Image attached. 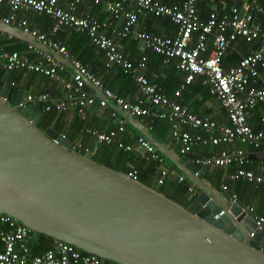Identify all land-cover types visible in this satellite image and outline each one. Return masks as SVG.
Instances as JSON below:
<instances>
[{
    "label": "built area",
    "instance_id": "1",
    "mask_svg": "<svg viewBox=\"0 0 264 264\" xmlns=\"http://www.w3.org/2000/svg\"><path fill=\"white\" fill-rule=\"evenodd\" d=\"M79 1L0 0V4L9 10L2 21L33 36L73 67L68 77H64L60 72L67 67L33 44L26 43L23 53L8 51L0 45V70L37 72L53 79L61 88L62 95L55 100L50 99L46 92L35 98L27 94L26 100L40 102V112L62 113L74 107L77 116L85 120L87 107L96 97L92 90L87 89L90 87L86 81H89L101 90L98 107H106L110 101L133 117L142 119L147 130L155 120L166 122L170 137L177 143L179 155L190 152L196 145L214 146L235 141L253 149L264 147V128L253 130L247 123L248 113L258 105L263 104L264 113V0H203L206 7L204 16L200 14L197 0L175 3L163 0H92L104 10L106 18L103 21L92 15L76 14L73 7ZM29 11L50 18L48 33L31 28L27 19L19 15ZM146 14L167 17L174 25L173 33L159 35L139 29L136 24L138 17ZM60 27H73L85 33L90 43L102 52L105 67L116 66L128 75L138 96L124 97L103 85L100 78L53 37ZM106 28H109V34ZM124 37L134 41L139 51L133 60L123 55L115 41V38ZM237 39L254 45L235 62L224 63ZM147 50L155 53L162 65L172 63L174 69L182 74V80L170 95L164 91L157 75L149 78L142 71L147 61ZM199 77L201 83L207 85L208 94L223 109L226 124L217 123L207 115L195 114L176 100L181 90ZM110 115L115 116L113 108H110ZM260 121H264V115ZM124 122L123 118H118L116 127L108 131L95 128H85V131L99 144H115L129 151L134 148L133 143L118 139L124 132ZM61 136L64 137L62 133ZM134 143L140 148V156L158 169L155 183L161 185L170 174L163 166L164 158L143 135L138 133ZM79 146V143L71 145L74 150ZM193 162L200 166L233 165L229 179L264 185V152L254 169L249 167L250 155L241 148L195 156ZM124 174L131 179L137 178L133 168ZM174 178L176 182H183L185 177L178 175ZM221 189L225 190L226 186L221 185ZM186 190L193 194L195 187L188 182ZM230 198L235 201L236 195L231 194ZM246 209L253 211L252 206H246ZM251 216L256 227L264 223L262 216ZM32 243L28 228L0 212V264H104L98 256L80 251L67 242L52 239L48 247L35 253L30 250Z\"/></svg>",
    "mask_w": 264,
    "mask_h": 264
},
{
    "label": "water",
    "instance_id": "2",
    "mask_svg": "<svg viewBox=\"0 0 264 264\" xmlns=\"http://www.w3.org/2000/svg\"><path fill=\"white\" fill-rule=\"evenodd\" d=\"M0 32L64 57L0 20ZM86 84L96 97L101 90ZM0 89V212L35 233L72 244L114 264H264V223L203 180L204 167L181 162L178 150L158 142L142 123L107 101L198 190L183 207L138 179L79 154L51 128L37 127L41 105L27 91ZM221 211V213H219Z\"/></svg>",
    "mask_w": 264,
    "mask_h": 264
},
{
    "label": "crops",
    "instance_id": "3",
    "mask_svg": "<svg viewBox=\"0 0 264 264\" xmlns=\"http://www.w3.org/2000/svg\"><path fill=\"white\" fill-rule=\"evenodd\" d=\"M179 1L180 0H177L175 2ZM198 8L201 16H204L206 7L203 0L198 1ZM73 9L78 15H92L99 21H103L106 18L104 10L101 8V6L92 3V0H80L74 5ZM8 12V8L4 4H0V20L4 18ZM19 15L24 16L27 19L28 25L31 28L36 29L39 32H49L51 20L46 15L37 14L32 11L20 13ZM137 27L147 28L149 30L151 29L154 33L160 35L172 34L174 31V25L169 22L159 21L158 23L151 25L147 18H141L138 20ZM68 29H72L73 31ZM108 30L109 28H106L107 34H109ZM53 37L68 50H73L74 52H71L73 56H77L81 61H83L86 67L90 71L92 70V73L101 79L103 85L111 84L114 90L124 97L138 96L135 85L133 87L125 83V81L117 80L118 78L114 69L109 71L108 69L103 68L101 64L104 62V59L100 53V50L90 43L85 33L80 32L73 27H60ZM115 41L127 59L133 60L138 57L137 55H139V51L136 50L135 45H130L128 41H123L122 38H115ZM9 44L20 46L17 41L11 40L8 34L6 35L4 32H0V45ZM208 44L210 46V40H208ZM237 45L235 44V47ZM237 49L239 50V47H237ZM145 55L147 57V61L145 68L142 71L149 78L157 75L160 82L162 80L163 84H161L164 91L170 95L173 89L178 86L182 80V74L174 69L172 63L163 65L164 69H161V71L158 70L157 72L155 64L160 62H158V57L153 54H150V56L147 54ZM77 57L75 58L77 59ZM224 63H231V61L227 60V57H225ZM158 68L160 67L158 66ZM172 69L175 70V75L168 74V70ZM69 71L70 69L67 67L62 72H60V74L64 77H68ZM5 83H9L12 87L10 96V99L12 98V100L15 98L17 91L20 90H26L27 94L31 95L33 98H35L38 94L45 92L48 94L49 98L53 100L58 99L62 95L61 88L53 79H50L47 76H43L39 73H31L26 71L7 73V81H5ZM183 99L185 102L181 103ZM176 100L195 114L207 115L214 119L217 123H227L223 109L215 101V99L208 94L207 85L201 83L200 77L195 78L191 83H189V85L182 89L180 96L177 97ZM110 108L111 107L106 106L89 110L87 107L86 119L81 120L77 116L75 108L70 107L67 112L52 113V119L48 121L47 126L44 128L49 127L58 133H62L64 137L71 142V144L79 143L80 146L77 148L78 150L84 151L86 149V152H89L92 156H98V158L103 159L109 166L118 170L119 172L124 173L128 169H135L138 180L140 179L143 183L154 187L156 185L155 180L159 176V171L140 156V148H138L134 143V138L138 132L133 127H130L126 121L124 122V132L119 134L118 139L122 140L123 142L126 141L133 143L134 148L129 151H124L121 148L116 147L115 144L110 145L108 150L101 151V146L96 141V139L86 133L85 128H95L99 131H108L109 129L116 127L118 118L122 117L116 111L115 116H111ZM262 115H264L263 104L258 105L253 111L248 113L247 123L253 130L264 128V121H260V117ZM134 118L138 119L143 125L142 119L138 117ZM157 130L158 129L155 128L154 131L158 133ZM163 137H165V144H168L173 150L177 149L176 141H174L169 135V128L168 133H165V135L163 134ZM232 148H241L247 152L250 155L249 167L253 169L259 165L261 155L264 152L263 146L253 149L249 145L239 143L237 141L232 144H217L214 146L196 145L188 154L186 153L184 155H180V161L190 162L198 168L204 167L205 172L203 174V180L206 181L211 187L217 189L221 199L230 200L231 194H234L236 195L235 202L242 209L248 212L246 206H252L253 211L248 213L250 215H260L264 218V185H255L254 183L245 182L243 180L229 179L228 175L233 171V165L200 166L193 162V158L195 156L213 155L222 149L230 150ZM169 164L170 163L168 161L164 162L163 160V166L167 168L170 173L165 177L164 182L173 181L171 176L173 168L171 169ZM221 185H225L226 189L222 190ZM197 192L198 190L195 188L193 194H197Z\"/></svg>",
    "mask_w": 264,
    "mask_h": 264
},
{
    "label": "trees",
    "instance_id": "4",
    "mask_svg": "<svg viewBox=\"0 0 264 264\" xmlns=\"http://www.w3.org/2000/svg\"><path fill=\"white\" fill-rule=\"evenodd\" d=\"M177 0H163V2L165 3H173ZM198 1L197 0V6H198ZM141 18L143 19H148V21L151 23V25H154L155 23H158L159 21H166V22H169V19L167 17H160V16H154L152 14H146V15H141L138 17V20H140ZM137 20V22H138ZM168 20V21H167ZM137 24V23H136ZM172 24V23H171ZM139 29H142L146 32H149V33H152V34H156L154 33L151 29H147V28H139ZM70 31H73L72 29H68ZM67 30V31H68ZM4 34L7 35V33L4 32ZM160 35V34H159ZM168 35H171V34H168ZM9 38L13 41H17L18 44H20V46H17V45H3L4 48L8 51H11V50H16L18 51L19 53H23L25 50V46H26V43L13 37V36H10L9 35ZM86 38V37H85ZM123 41H128V43L132 46L135 45V42L132 41L129 37H124L122 38ZM239 43V44H238ZM235 44L237 45L235 47ZM235 44H234V50L232 49L230 53H228L225 57H227V60L231 61V63L235 62L239 56L245 54L254 44L253 42H245L241 39H237L235 41ZM237 47H239V50L237 49ZM70 52H74L73 50H69ZM100 53L102 54V52L100 51ZM149 53V54H148ZM145 54L149 55L150 54H153L157 57V55L155 53H153L152 51L150 50H147L145 51ZM103 56V54H102ZM138 56V55H137ZM77 57V56H75ZM78 60H80L78 57H77ZM103 59H104V56H103ZM81 61V60H80ZM105 61V60H104ZM84 64L83 61H81ZM159 62V60H158ZM103 66L104 69H108L109 71L113 70L116 72V75H117V80H122V81H125V83H127L128 85L130 86H133L134 87V83L132 82V80L130 79V77L128 75H126L125 73L122 72V70L116 66H111V67H105L104 65V62H102L101 64ZM86 66V65H85ZM156 66V71L158 72L161 71V69L163 70V65L159 62V63H156L155 64ZM158 66L160 68H158ZM169 71V75H172L174 74L175 70L172 69V70H168ZM11 72H20L19 70H10V71H4V70H0V88L2 87V85L5 83V81H7V73H11ZM92 72V70H91ZM31 73H37V72H32ZM175 75V74H174ZM181 76V75H180ZM161 83H162V80H161ZM163 84V83H162ZM106 87L110 88L111 90L115 91L117 94H119L116 90H114L113 86H111V84H104ZM203 87V86H201ZM87 89L89 91H91L90 88L87 87ZM121 95V94H120ZM185 100L183 99L181 101V103H184ZM11 103V102H10ZM180 103V102H179ZM53 117V114L50 113V112H44L42 111L41 112V115L39 117V119L37 120L36 122V126L37 127H46L47 124H48V121H50ZM131 127V126H130ZM264 127V126H263ZM155 128H157V132L161 135H159L158 133H156ZM151 135L158 141V142H161V143H166L165 141V137H163V134L165 135V133H168V125L163 122V121H160V120H155L153 121L152 125H151V128L149 129ZM126 142V141H125ZM101 146L100 150L101 151H106L108 150L109 146L112 145H104V144H99ZM99 150V151H100ZM79 154H84L85 152L82 151V150H76ZM189 153V152H188ZM187 153V154H188ZM91 158L96 161L97 163H100V164H104L106 166H109L103 159L101 158H98L95 157V156H92L91 155ZM164 162H169V166L170 168L172 169L173 168V164L167 160L166 158L163 159ZM111 167V166H109ZM112 168V167H111ZM114 169V168H113ZM116 170V169H115ZM118 171V170H117ZM172 178H173V181L172 182H163L161 185H158V188L157 190L161 193H163L165 196H167L168 198L174 200L175 202L179 203L180 205H182L183 207H185L194 197L196 194H189L186 190V183L188 184V180L186 178H184V181L183 182H176L174 176L171 174ZM138 179V178H137ZM140 182H142L140 179H139ZM143 183V182H142ZM263 186V185H262ZM196 193V192H195ZM30 236L32 237L33 239V243L31 245V252L32 253H35V252H41L42 250H44L46 247L49 246L52 238L48 237V236H45L44 234H40V233H35L33 231H30ZM81 251V250H80ZM104 264H110V262L108 261H105L104 260Z\"/></svg>",
    "mask_w": 264,
    "mask_h": 264
},
{
    "label": "clouds",
    "instance_id": "5",
    "mask_svg": "<svg viewBox=\"0 0 264 264\" xmlns=\"http://www.w3.org/2000/svg\"><path fill=\"white\" fill-rule=\"evenodd\" d=\"M61 135V133H59ZM72 145V144H71ZM124 174V173H123ZM175 177V176H174ZM137 179V178H136ZM157 185V184H156ZM158 186V185H157Z\"/></svg>",
    "mask_w": 264,
    "mask_h": 264
},
{
    "label": "flooded vegetation",
    "instance_id": "6",
    "mask_svg": "<svg viewBox=\"0 0 264 264\" xmlns=\"http://www.w3.org/2000/svg\"><path fill=\"white\" fill-rule=\"evenodd\" d=\"M10 101H11V103L13 102V100H11V99H10ZM10 101H9V102H10Z\"/></svg>",
    "mask_w": 264,
    "mask_h": 264
},
{
    "label": "rangeland",
    "instance_id": "7",
    "mask_svg": "<svg viewBox=\"0 0 264 264\" xmlns=\"http://www.w3.org/2000/svg\"><path fill=\"white\" fill-rule=\"evenodd\" d=\"M11 100H12V98H11ZM11 102V101H10Z\"/></svg>",
    "mask_w": 264,
    "mask_h": 264
},
{
    "label": "bare ground",
    "instance_id": "8",
    "mask_svg": "<svg viewBox=\"0 0 264 264\" xmlns=\"http://www.w3.org/2000/svg\"><path fill=\"white\" fill-rule=\"evenodd\" d=\"M10 101V100H9Z\"/></svg>",
    "mask_w": 264,
    "mask_h": 264
}]
</instances>
